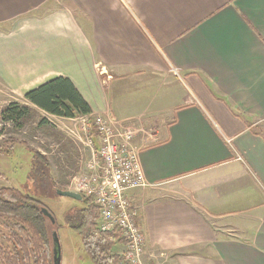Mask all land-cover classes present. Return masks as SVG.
Segmentation results:
<instances>
[{"label":"crops","instance_id":"1","mask_svg":"<svg viewBox=\"0 0 264 264\" xmlns=\"http://www.w3.org/2000/svg\"><path fill=\"white\" fill-rule=\"evenodd\" d=\"M58 77L147 130L128 193L145 263L264 264V0H0L1 84L35 109L22 96ZM143 78L184 92L127 94Z\"/></svg>","mask_w":264,"mask_h":264},{"label":"rangeland","instance_id":"2","mask_svg":"<svg viewBox=\"0 0 264 264\" xmlns=\"http://www.w3.org/2000/svg\"><path fill=\"white\" fill-rule=\"evenodd\" d=\"M147 82L149 83L144 78L128 81L127 94H148L150 92L151 95L160 96L166 92L168 100L173 103L178 94L184 92L181 85L177 83L161 87L157 84L150 86ZM118 85L113 84L112 89L114 90V86ZM117 99L112 96L111 103L116 104L114 101ZM119 99L121 101L126 99L130 103L123 109L125 113H133L143 107L139 104L134 106V102H131L132 98L125 97V95ZM183 102L185 103V100ZM12 103L24 104L21 100L14 98L0 82V113ZM145 109H147L146 106ZM33 110L35 113H29L30 119L25 125L6 123L0 116V188L17 189L38 199L44 205L43 208L49 210L59 226L56 233L61 249V264H92L82 249L80 237L64 225V216L72 207H80V202L69 199V197L55 195L56 189L72 191L74 181L87 174L85 168L90 160V154L88 150L74 142L72 137H69L70 132L78 134L79 123L59 121L56 117L38 109ZM41 119H45L47 124L39 125ZM123 122L128 125L127 121ZM137 127L147 131L144 127L135 126L133 128L138 129ZM261 131L264 133V128ZM35 152L43 156L48 164L46 180L41 179L35 171L34 161L31 158ZM4 224L6 222L0 219V244L7 246L4 241V237L7 236ZM48 227L49 232L55 229V226L50 223ZM235 237L243 236L237 233Z\"/></svg>","mask_w":264,"mask_h":264},{"label":"trees","instance_id":"3","mask_svg":"<svg viewBox=\"0 0 264 264\" xmlns=\"http://www.w3.org/2000/svg\"><path fill=\"white\" fill-rule=\"evenodd\" d=\"M78 93L67 78L58 77L22 97L26 103L52 117L78 119L91 115L89 105ZM33 112L35 110L26 104L12 103L0 116L6 123L25 125L30 119L29 113ZM43 124H47L45 119L39 122ZM31 158L39 177L46 180L48 164L45 158L36 152ZM81 196L80 207H72L67 212L64 225L80 237L82 249L92 264H118L120 257L116 250L122 241L119 231L101 232L98 207L92 199ZM43 207L38 199L17 189L0 188V219L6 222L3 227L7 230L4 237L7 246L0 244V264H53L52 233L59 226L55 221V229L49 232L50 222L41 213Z\"/></svg>","mask_w":264,"mask_h":264},{"label":"built area","instance_id":"4","mask_svg":"<svg viewBox=\"0 0 264 264\" xmlns=\"http://www.w3.org/2000/svg\"><path fill=\"white\" fill-rule=\"evenodd\" d=\"M100 74L105 73L100 69ZM184 100L193 103L191 96ZM56 120L79 123L78 134L69 131V137L88 150L90 160L86 176L74 181L72 191L92 199L98 207L101 232L119 231L124 247L122 251L116 250L118 264H147L145 238L128 197L130 191L147 187L138 160L139 147L132 142L144 131L127 127L109 115Z\"/></svg>","mask_w":264,"mask_h":264},{"label":"water","instance_id":"5","mask_svg":"<svg viewBox=\"0 0 264 264\" xmlns=\"http://www.w3.org/2000/svg\"><path fill=\"white\" fill-rule=\"evenodd\" d=\"M55 195H57L58 197H65V198L69 197V199H72L78 202L82 201V196L73 191H66V190L64 191V190L56 189ZM41 213L45 218H47V220H49L50 224L52 225L55 224V219L52 216V214L49 212V210H47L46 208H42ZM52 236H53V243H54V247L52 249L53 264H61V249H60V245L58 244L59 240L57 237V233L53 232Z\"/></svg>","mask_w":264,"mask_h":264}]
</instances>
